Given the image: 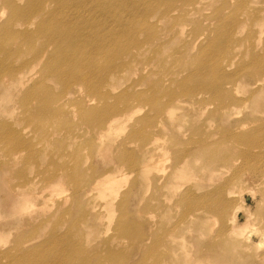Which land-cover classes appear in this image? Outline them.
<instances>
[{
  "label": "bare ground",
  "instance_id": "1",
  "mask_svg": "<svg viewBox=\"0 0 264 264\" xmlns=\"http://www.w3.org/2000/svg\"><path fill=\"white\" fill-rule=\"evenodd\" d=\"M209 1L215 3L217 0H0V15H4V22L0 24V116L8 115L11 112L9 103L16 100V108H22L30 116L35 112L36 119L41 118L40 115H47L44 122L54 125L61 117L69 114L67 108L76 97H83L92 105L85 107L92 131L103 138L112 136L110 132L125 129L128 123L126 121L139 111L137 106H132L137 99L147 105L152 104L155 109L159 107L161 95L169 100L161 111L163 115H173L174 104L185 101L206 109L207 104L202 95L211 92L222 101L216 113L222 114L223 119L229 117L236 103L247 104L260 113V117L252 122L240 121L236 129L219 132L226 134L225 141L221 142L215 139L217 133L214 130L205 132L208 125L204 131L201 130L203 135L200 140L184 139L175 133L172 141L177 146L183 145L180 151L175 145H165L166 138L158 136L159 131H169L166 125L165 129L156 128L158 135L155 133L154 138L147 142L142 140L139 145L135 139L143 137L141 133L145 130L137 128L138 122H147L151 117L146 115L136 122L126 138L115 146V151L119 153L115 160L139 170L143 177V181L137 186L135 199L138 197V204L135 211L130 210L131 194L128 191L122 193V200L115 208L116 196L121 193L122 188L111 181L117 179L114 172H120L122 167L118 171L107 169L102 172L99 169L91 176L89 172L82 171L81 161L76 159L74 167L52 174L49 178L44 177L43 182L26 180L22 171L18 177H24L25 181L14 184L7 182L10 185V195H13L14 208L19 209L18 213L12 215L31 213L32 204L42 205L48 197L53 196V192L72 186L73 193L67 199H72L71 207L73 204L74 206L64 209L58 220L62 224L69 222L78 230L86 228L83 238L88 241L92 234L90 231L102 233L104 230L98 211L107 210L111 215L117 214V235L104 242L106 255H99L97 259L91 260L79 257L82 255V240L77 242L68 234L58 236L55 231L49 243L33 245L28 251H22L21 246L33 241L32 238L38 232L32 228L36 222L31 219L28 221L29 218L25 220V228H28L22 236L14 232L17 225H12L8 230L5 228L7 223H2L0 239L7 237L3 236L6 232L14 233L16 240H13L11 248L0 252V264H4L2 260L5 259L7 264H123L127 255L112 245L117 236L127 238L136 245L141 253L142 264L147 258L153 259L154 264H264V250H260L264 245V61L257 59L258 56L261 59L264 56V46L257 50L253 43L252 48L257 52L253 55L257 57L254 63H240L241 70L246 64L251 66L242 70L243 74L237 78L227 74L222 62L232 43L239 45L238 33L245 30L240 12L230 18L225 16L228 6L243 9L244 15L250 12L252 2L258 3V0H223V8L216 9L219 23L216 24V29H213L215 24L210 23L202 31L200 26L196 27L195 32L187 36L184 25L188 19L200 21L202 17L204 21H209V17L204 14V7ZM252 16L253 23L264 24V9L250 12V17ZM84 30L87 33L84 34ZM206 30L216 31L217 34L213 36ZM263 33L255 30L254 36L261 38ZM108 35L113 37L106 43ZM102 36L104 43L99 40ZM177 40L188 45V52L198 46L196 63L199 65H196V69L199 71L203 66H209L213 75H208L207 68L206 73L202 69L200 82L195 87H190L187 78L179 76L181 77L185 67L193 65L196 58L193 55L192 60L181 61L175 56V66L180 65L178 72L174 73V68L168 70L165 80L154 79L149 90L139 92L132 87L117 95L114 103H109L112 90L108 88L125 84L129 77L143 72L147 51L151 50L153 57L160 59L161 68L167 69L162 52L165 46ZM89 41L98 43L96 51L100 56L97 58L87 56ZM239 53L230 59L227 67L247 54L241 52L239 57ZM146 78L148 77L142 74L132 82L133 86L142 85L140 82ZM162 84L174 86L162 89ZM178 88H183L182 96L178 95ZM20 92H23L22 97ZM236 93H242L243 96L237 97ZM30 103H34V111L29 110ZM104 131L106 134L102 137ZM1 141L16 147L25 144L22 133L9 120L0 121ZM105 142L106 138L100 142L101 150L105 149ZM222 143L231 144V148H224L228 153L223 157L219 155L218 148ZM134 144L138 146L140 156L127 148V145ZM10 152L14 158L20 155L14 150ZM165 152L173 153L170 169L160 167ZM199 160L204 161V167L200 170L210 168V172L203 182L194 183L198 187L196 190L186 181L190 182L193 176L198 177L194 164ZM257 160H260L262 167L259 171L253 169L250 172L257 183L258 187L255 186V189L260 193V202L259 208L252 213L244 206V193L241 192L246 187L244 168L253 167ZM6 164L10 168L13 166L11 161ZM93 169L95 168L90 171ZM231 169L233 173L229 176ZM150 185L155 190L151 203L146 199L145 191ZM94 193L102 195L104 199L99 209L97 205L89 203ZM40 200H43L42 203ZM154 200H157V204H154ZM176 207L184 208L182 217L189 219L179 235L173 233L176 224L170 214ZM157 209L161 210L158 212L160 216L152 227H144L141 223V230L129 228L126 220L129 214L138 216ZM241 210L247 218L244 224L238 220ZM217 223L219 228L215 229ZM191 226L200 235L206 236L207 232L211 235L206 246L204 240L200 241L201 238L196 235L189 238L188 235L193 230ZM22 237L29 238L21 239ZM193 243L197 245L196 258H193L190 246Z\"/></svg>",
  "mask_w": 264,
  "mask_h": 264
},
{
  "label": "rangeland",
  "instance_id": "2",
  "mask_svg": "<svg viewBox=\"0 0 264 264\" xmlns=\"http://www.w3.org/2000/svg\"><path fill=\"white\" fill-rule=\"evenodd\" d=\"M258 3L256 1L252 2V6L250 5V12H253L254 10H261L264 9V0H258ZM138 3V1H136ZM223 0H217L215 3H211L210 1L208 4L204 7V14H206L209 17V21H204V18H200V21H196L194 19H188L187 24L184 25V32L186 35L193 34L196 27H201L200 31H202L203 28H207V26L212 23L215 24L214 30L216 29L217 23V16H216V9L223 8ZM228 10L225 14L226 17L230 18L232 15H234L236 12H240V17H242V20L245 24V30L240 33H238V38L240 40L239 45H235L232 43L230 51L227 53L225 57V61H222L224 63V67L227 69V74L233 76L234 78H237L241 76L243 73L241 71H245V69L254 63V60L257 56H254L253 43L255 45V48L257 50H261L264 46V33L261 35V38H256L254 36L255 30H258L259 32H264V24H256L253 23L252 17H250L249 13H242L243 9H237L233 7V9L228 6ZM4 15H0V24L1 22H4ZM221 19V18H219ZM116 30V29H115ZM208 33L211 32V34L214 36L217 34L216 31L212 30H206ZM89 32V31H88ZM87 33V31L84 30V34ZM93 33V31L91 32ZM100 34V33H95ZM210 35V34H209ZM247 36H249L247 39ZM113 36H107L106 37V43L110 42ZM194 37H196L194 35ZM255 37V40H254ZM191 39V38H190ZM101 42L103 41V36L101 39H99ZM85 43V41H84ZM97 43V42H96ZM93 41H89L88 46L86 47L87 56L92 58H97V56H100V54L96 51L98 47V43L96 44ZM190 43V42H189ZM188 43V44H189ZM223 43H226L225 40H223ZM193 46V45H192ZM191 46V47H192ZM155 47V46H154ZM166 48L162 52V56L166 59L167 62V69L161 68V61L159 58L153 57L152 51H147L144 56L145 66L143 68V72L140 71L139 74H136L134 76L129 77L125 84H120L119 86H116L114 88H108V90H112V95L110 96L109 103H114V100L117 95L122 94L126 90L131 89L134 87L136 91L139 92H145L149 90V88L152 87V83L154 82V79L156 78H165L168 74V70L171 71L173 69L174 73L178 72L177 68L179 66H175V56L179 58L181 61L183 60H192L193 55L195 56V61L193 65L190 67H185L184 72L182 73L181 77L179 78H187V82L190 85V87H195L196 84L200 82V76L202 75V69L207 72L208 69V75L212 76L213 71L209 66L202 67L199 69V71L196 69V65H199L197 60V53L199 52L198 46L193 47L191 52H188L187 47L183 42H180V40H177L176 42H172L168 46H165ZM190 47V48H191ZM189 48V49H190ZM153 50V49H152ZM231 52V53H230ZM244 52L247 53L244 56L240 57V53ZM239 53V57L237 60L233 62L229 67H227L230 59L237 55ZM257 59H260L264 61V56H262V59L258 56ZM20 63V61L18 62ZM240 63H247L241 68L239 67ZM260 64V63H259ZM147 68V69H146ZM207 68V69H206ZM182 71V70H181ZM246 73H248L246 71ZM144 75V77H148L140 82V86H133L132 82L134 80H137L140 76ZM240 74V75H239ZM245 74V73H244ZM175 76V75H174ZM178 78V76H176ZM245 78V76H243ZM165 80V79H164ZM163 80V82H164ZM163 88L165 89L167 87H173L174 84H162ZM153 89L150 90V94L152 93ZM183 88H178L177 92L178 95L182 96ZM24 92V91H23ZM23 92L21 93V97L23 95ZM185 96V95H184ZM237 97L243 96L242 93H236ZM202 97L205 98V103L207 104L206 109H200L196 104L191 103L190 101L184 102L182 104H174V110H172L173 115H163L162 110L167 105V98L164 95H161L159 99V107L153 108L152 104H145L140 99L135 101L132 106H137L139 108V111L134 114L131 119H129L126 125L125 129L121 130L118 129L116 132H110L112 133V136L109 137H103L106 132L102 134V137H98V134H95L92 131L91 123L88 119V116L86 114L85 107L92 106L89 101H86L83 99V97H76L73 100V104L68 107L67 105V111L69 112L68 115H64L60 118L54 125H49L47 122H44L46 120L47 115H40L41 118L36 119L34 117L35 112H32L31 116L28 112H24L22 108H16V100L9 103V106L11 108V112L8 115L0 116L1 120H9L10 124L14 125V128L22 133V138L25 142V144L20 145L19 147L13 146L9 144L6 141L0 142V224L7 223L5 225L6 229H11L13 226L16 227L17 230L14 229V232H17L18 236H22L23 232L26 226L24 225L25 220L28 221L31 219L35 225L32 226V228L38 230L35 237H33V241L26 242L24 245H22V251H28L33 245L37 244H46L51 241V237L53 234V231H55L56 235L58 236H65V235H72L75 239V241L78 242L82 240V255L79 257L88 258L91 260L97 259L99 255H106V247L103 246L104 242L106 240H109L113 238L115 235H117V227H116V217L117 214L111 215L107 210H99L98 212L100 215V223L103 227L102 233H99L98 231H90L91 237L87 241L85 238H83L84 234V227L81 229L73 228L72 225L69 222H65V224H62L61 220H58L61 216L62 212L64 213V209L67 210L71 207V201L72 199L69 198L73 193V187L68 186V188L63 187L61 190H58L56 192H53V196L48 197L46 199V203L43 202V204H39L37 202V205H31V213H22L21 215H12L13 213H18L19 209L14 208V200L13 195H10V185L8 186L7 182L14 183H21L25 181V179L33 180L35 182H43L44 177L49 178L52 174H58L62 173L66 168H72L76 165V159H79L81 161V168L82 171L89 172V174L92 176L93 173L100 169V171H106L107 169H117L118 171L121 168L120 172H114V175L117 177V179L112 180L113 184H119L122 188L121 193L117 194L115 202V208L117 207L118 203L122 200V193L128 191L129 196V207L131 211H135L137 208V186L141 184L143 181L142 174H140L139 170L131 169L128 165L120 164L118 161H116V155L118 156V151H115V146H117L123 139L126 138V136L129 134V132L132 130L133 126H136V122L144 118L146 115L150 116L151 119L147 122L140 121L138 122L137 128H144V132L141 133L143 137H138L135 139V141L141 145L142 140L144 142L149 141L150 139L154 138L155 133L158 135L156 128H164L169 127L168 130H164V132L159 131L158 136H164L166 138L165 145L171 144V146L176 148H180L179 151L182 149L183 145L177 146L176 142L172 141V136L176 133L177 136L184 138V139H199L202 137L203 132L201 130L205 129V126L208 125L209 128H206L205 132L210 133V130H214L216 134L215 139L221 141H225L224 138L226 137V134L219 133L222 130H233L236 129V125L240 121H247L252 122L253 119L259 118L260 113L258 111H254L251 106H248L247 104H238L236 103L235 109L230 113L229 117H225L224 119L221 117V115H218L216 113V109L218 105L222 102L214 96V94L211 93H205L202 95ZM144 98V97H143ZM188 98V97H185ZM146 99V98H145ZM184 99V97H183ZM228 99V98H227ZM147 100V99H146ZM185 100V99H184ZM229 101V99L227 100ZM6 103V102H3ZM101 105V104H99ZM204 106V104L202 105ZM29 110L34 111L35 105L34 103H30L28 105ZM71 111H69V110ZM261 110V109H259ZM85 115V116H84ZM35 120H34V119ZM124 120V119H123ZM167 123L168 126H167ZM157 125L158 127H156ZM174 132V133H173ZM101 138V139H100ZM106 138V144L105 149L101 150L100 148V142L105 140ZM162 142V140L160 139ZM160 142V143H161ZM112 143V144H110ZM114 146V149H113ZM225 147L231 148V144L229 143H222L219 144V155L221 157L225 156L228 151L224 149ZM127 148H129L130 151H132L135 155L140 156L141 152L137 145H127ZM10 150H14L20 155L16 158H14L11 155ZM174 153V151H173ZM173 153L165 152L164 159L162 163L160 164V167H167L170 169L169 166L172 164V158L171 156ZM175 155V154H174ZM12 158H11V157ZM12 162L13 166L10 168L9 165H7V162ZM195 172L199 173L198 177L193 176L190 182L186 181L190 186H192L193 189H198L197 186L194 185V183L203 182L205 176H207L210 172V168L201 169V167H204V161L199 160L196 164H194ZM262 167V164L260 160H257L254 162L253 167H245L243 171V175L245 177L246 187L244 190H242L241 194L244 193L243 201L244 206L249 209L252 213L255 212L259 206L260 202V193H258L255 189V186H257V183L254 182L253 175L250 171H253V169L259 171V169ZM93 169L90 171V169ZM25 173V179L24 177H18V175L21 172ZM233 173V169L228 173L230 176ZM227 175V176H228ZM202 176V178H201ZM7 183V186H6ZM109 183V181L107 182ZM136 183V185H135ZM135 185V186H134ZM36 188H39V186L34 185ZM251 186V188L249 187ZM254 186V187H253ZM1 187H3L1 189ZM5 187V188H4ZM258 187V186H257ZM4 189V191H2ZM255 189V190H254ZM248 190V192H247ZM255 192H254V191ZM3 194H2V192ZM146 199H149V203L152 202V197L155 196V190L151 187V185L146 189ZM5 192V194H4ZM7 192L9 194H7ZM50 192V191H49ZM256 193L254 196L253 194ZM11 196L10 198H8ZM5 197V198H4ZM248 199V200H247ZM43 200H40L39 202L42 203ZM89 203L97 205V208H100V205L104 203V199L102 195L95 194L94 196L89 200ZM157 204V200H154V204ZM41 205V206H40ZM60 205V206H59ZM258 206V207H257ZM157 207V206H156ZM149 210V209H148ZM161 210L149 212L148 214H132L128 216V226L129 228H139V224H143L144 227L150 228L154 224L155 220L159 218L158 212ZM244 211L241 210L238 214V220L240 223L244 224L247 220ZM119 213V212H118ZM133 213V212H132ZM241 213V215H240ZM171 216H173V221L176 224L173 227V233L175 235H179L180 231L185 227L186 222L189 220L187 218H183L184 214V208L182 207H176L170 212ZM63 215V214H62ZM25 218H24V217ZM52 216V217H51ZM119 216V214H118ZM23 217V218H22ZM31 217V218H30ZM69 217V216H68ZM78 217V216H77ZM242 217V218H241ZM19 223H18V219ZM70 218V217H69ZM17 219V220H14ZM245 219V220H244ZM30 220V221H31ZM17 221V222H16ZM23 221V222H22ZM14 222V223H13ZM13 223V224H12ZM16 223V224H15ZM18 223V224H17ZM138 223V224H137ZM180 224V225H179ZM9 225V226H8ZM11 225V226H10ZM13 225V226H12ZM187 226L189 227V222L187 223ZM11 227V228H10ZM193 230L189 236V238H192L193 236H197V238H201L200 241L204 240L205 246L209 243V240L211 238V235L207 232L206 236L200 235L199 232H196V229L191 226ZM219 228V224L217 223L215 229ZM19 229V230H18ZM141 230V229H140ZM188 232V233H190ZM4 235H7V237H4L3 239H0V252L11 248L14 245V241L16 239V235L14 233H4ZM11 235V236H10ZM118 237V236H117ZM114 239L113 246L117 247V250L120 252H123L124 255H127V259H123V264H142L140 262V252L136 249V245L133 244L132 241L128 240L127 238H117ZM29 237H22L21 239H28ZM14 240V241H13ZM121 242V243H120ZM120 243V244H119ZM177 244V243H174ZM121 245V246H119ZM193 250V258H196L197 250H196V244H190ZM49 248V245L47 246ZM199 248V245H198ZM122 249V250H121ZM264 250V245L260 247V250ZM122 255V254H121ZM150 257V254L149 256ZM4 264H7V260H2ZM108 261H106L107 263ZM155 262V261H154ZM153 259H146L143 261V264H154ZM251 264V263H250Z\"/></svg>",
  "mask_w": 264,
  "mask_h": 264
}]
</instances>
